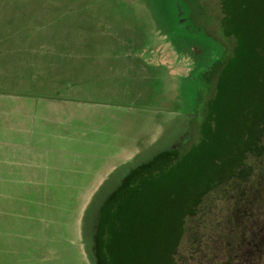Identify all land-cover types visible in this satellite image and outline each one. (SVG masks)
<instances>
[{
  "label": "rangeland",
  "instance_id": "1",
  "mask_svg": "<svg viewBox=\"0 0 264 264\" xmlns=\"http://www.w3.org/2000/svg\"><path fill=\"white\" fill-rule=\"evenodd\" d=\"M196 40L215 55L198 83ZM263 117L264 0H0V183L16 180L18 205L0 264H93L99 188L178 142L115 229L113 260L231 263L210 237L231 206L201 192Z\"/></svg>",
  "mask_w": 264,
  "mask_h": 264
},
{
  "label": "trees",
  "instance_id": "2",
  "mask_svg": "<svg viewBox=\"0 0 264 264\" xmlns=\"http://www.w3.org/2000/svg\"><path fill=\"white\" fill-rule=\"evenodd\" d=\"M225 62L222 63V67L225 66ZM259 129L260 136H258L257 140L254 141L252 137L242 140L241 144L244 151L239 158L234 160L239 164L229 166L228 173L224 176L218 175L215 179L208 178L207 185L203 187L204 189L201 192L204 197L208 194H213L219 200H227V203L231 206L230 211H226L225 213H233L231 221L234 222V226L232 224L231 226L238 233L234 232L233 234L226 235L225 243L232 245L225 249L228 259H231V263L229 264H233L234 262L238 264L241 262H243L242 264H251L260 255L264 257V240L259 251H255V247L253 246L255 242L252 240V232L255 230L260 232L264 238V117ZM183 145V142H178L154 154L152 159L156 158L157 162L159 160L164 161L160 166L152 169V172H144L150 170L149 166L153 164L149 159L133 163L129 169L119 175L113 185L102 191V195L100 198L98 197V200L92 206L94 207L91 217L92 223L86 232V240L93 264H99V262L117 264L113 260L115 258L113 242L115 229L119 228L122 217L127 212L129 206L134 203L135 198L144 191L145 176L151 174L155 177H163L166 167L172 164L169 158L166 161L164 154L173 156L175 150ZM208 189L209 192L211 191L210 193ZM251 203L261 205L262 211L258 212L259 214L254 212L255 215L246 209L247 213L244 215L246 220H244L240 216L241 212L244 213L245 205L248 206ZM206 215H209V213ZM256 217L261 218V221L253 225L251 221ZM239 227L241 228L239 229ZM245 236L248 248L243 252L238 249L237 242ZM232 239H236L235 243L234 241L232 242ZM249 242L251 245H249ZM170 253L171 248L168 249L167 257H169ZM234 254H236L235 258L233 257ZM159 264L164 263L161 262Z\"/></svg>",
  "mask_w": 264,
  "mask_h": 264
},
{
  "label": "flooded vegetation",
  "instance_id": "3",
  "mask_svg": "<svg viewBox=\"0 0 264 264\" xmlns=\"http://www.w3.org/2000/svg\"><path fill=\"white\" fill-rule=\"evenodd\" d=\"M196 42H197L196 45L193 46V49H195V50L192 51V53L195 54L198 64L191 71V74H192V78H194L193 80L195 81V83H198L199 79L202 76L201 75L202 72L210 71L211 65H212V61L214 60L215 55H214V52L212 50H209L210 48L213 49L214 47H210V46L206 47L204 44L199 43L198 40H196ZM176 46H178V45H176ZM182 46H184V45H182ZM102 191H104V190L102 189ZM211 203H214V202H211ZM246 209H248L247 211L253 212V214H255V213L259 214L258 212L262 211V206L258 205L257 203L256 204L251 203V205H248V206L245 205L244 213L241 212V215H240V216L243 217L244 220H246V217L244 216L247 213ZM213 213H214L213 210L210 211V213L208 215L210 219L215 218L214 215H216V214H213ZM232 217H233V213H231V212L230 213H224L223 216H222V220L224 222L223 225H220V224L217 223L216 225H214V227L210 228V233H211L210 237L212 238V245L214 247H218L219 246V243H218L219 242L218 241V236L219 235H220L221 240L223 241L224 251H225L226 248H229V247L232 246V245H229V244L225 243L226 242V235L233 234L234 232L238 233V231L231 226V224L234 226V222L231 221V219H233ZM260 221H261V218L256 217L255 219H253V221H251V223L254 225L256 223H259ZM240 228L241 227H239V229ZM252 237H253V239H252L253 242H255L254 245H253L255 247V251H259L260 248H261V245L263 243L264 238H263L262 234L260 232H258L257 230L252 232ZM233 241L235 243L236 239H232V242ZM234 243H233V245H234ZM237 245H238V249L239 250L245 252L247 250V248H248L247 244H246V236L243 239H241V240L239 239L238 242H237ZM249 245H251L250 242H249ZM211 252L213 253V251H211ZM225 254H226V251H225ZM226 257H227V255H226ZM233 257L235 258L236 254H234ZM227 261H228V259H227ZM242 263L243 262H241L240 264H242ZM220 264H226V262H221ZM251 264H264L263 255H260L259 258L255 259L253 262H251Z\"/></svg>",
  "mask_w": 264,
  "mask_h": 264
},
{
  "label": "crops",
  "instance_id": "4",
  "mask_svg": "<svg viewBox=\"0 0 264 264\" xmlns=\"http://www.w3.org/2000/svg\"><path fill=\"white\" fill-rule=\"evenodd\" d=\"M10 162V161H8ZM3 161L0 159V167L3 169ZM11 164V163H10ZM15 171V170H11ZM0 181H2L0 179ZM12 183V190L7 191L8 194H5L3 191H1V183H0V221L2 216H10L13 215L16 212L17 209V197L15 194V185H16V180L11 181L10 185Z\"/></svg>",
  "mask_w": 264,
  "mask_h": 264
},
{
  "label": "water",
  "instance_id": "5",
  "mask_svg": "<svg viewBox=\"0 0 264 264\" xmlns=\"http://www.w3.org/2000/svg\"><path fill=\"white\" fill-rule=\"evenodd\" d=\"M101 189H103V187H100V188H99V191H97V192H100V191H101Z\"/></svg>",
  "mask_w": 264,
  "mask_h": 264
}]
</instances>
